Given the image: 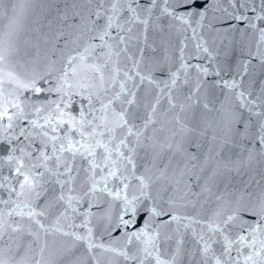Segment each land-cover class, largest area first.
Returning <instances> with one entry per match:
<instances>
[{
	"label": "snow or ice",
	"instance_id": "6c2138e0",
	"mask_svg": "<svg viewBox=\"0 0 264 264\" xmlns=\"http://www.w3.org/2000/svg\"><path fill=\"white\" fill-rule=\"evenodd\" d=\"M0 0V264H264V0Z\"/></svg>",
	"mask_w": 264,
	"mask_h": 264
},
{
	"label": "water",
	"instance_id": "95a60500",
	"mask_svg": "<svg viewBox=\"0 0 264 264\" xmlns=\"http://www.w3.org/2000/svg\"><path fill=\"white\" fill-rule=\"evenodd\" d=\"M61 3V0H33V16L28 21L25 31L21 33L19 39L20 53L17 57V62L22 65L24 60L28 59L27 52L32 51V47L35 44V33L32 30L36 25L33 23L37 18L42 19L49 9L54 4Z\"/></svg>",
	"mask_w": 264,
	"mask_h": 264
}]
</instances>
